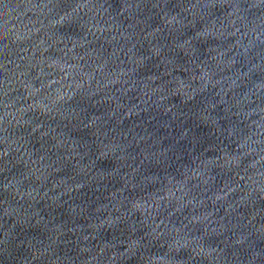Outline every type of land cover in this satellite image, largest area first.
<instances>
[{
  "label": "water",
  "instance_id": "95a60500",
  "mask_svg": "<svg viewBox=\"0 0 264 264\" xmlns=\"http://www.w3.org/2000/svg\"><path fill=\"white\" fill-rule=\"evenodd\" d=\"M0 264H264V0H0Z\"/></svg>",
  "mask_w": 264,
  "mask_h": 264
}]
</instances>
